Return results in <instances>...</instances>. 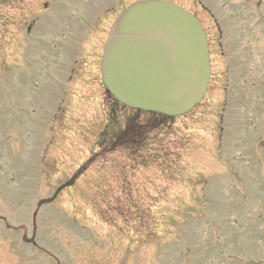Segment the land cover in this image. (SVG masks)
<instances>
[{
	"label": "rangeland",
	"instance_id": "1",
	"mask_svg": "<svg viewBox=\"0 0 264 264\" xmlns=\"http://www.w3.org/2000/svg\"><path fill=\"white\" fill-rule=\"evenodd\" d=\"M134 1L0 0V264H264V46L255 98L235 76L184 115L130 109L99 57ZM169 1L264 45V0Z\"/></svg>",
	"mask_w": 264,
	"mask_h": 264
},
{
	"label": "water",
	"instance_id": "2",
	"mask_svg": "<svg viewBox=\"0 0 264 264\" xmlns=\"http://www.w3.org/2000/svg\"><path fill=\"white\" fill-rule=\"evenodd\" d=\"M100 72L108 93L128 108L183 115L207 89L205 33L193 15L171 1H135L110 28Z\"/></svg>",
	"mask_w": 264,
	"mask_h": 264
},
{
	"label": "flooded vegetation",
	"instance_id": "3",
	"mask_svg": "<svg viewBox=\"0 0 264 264\" xmlns=\"http://www.w3.org/2000/svg\"><path fill=\"white\" fill-rule=\"evenodd\" d=\"M216 32L218 36L214 39L209 35L208 40V49L210 55V82L218 80L222 81L223 84V93L225 95L226 101V92L228 87H233V77H237L239 82L236 84L242 91L246 92L245 94L251 95L255 98L256 92L261 88L260 74H261V64H260V53H261V34L258 31H255L257 34V39L254 37L253 46L250 51L241 52L242 45L238 47V50L234 49L231 46H223L220 43L221 33L219 27L216 25ZM242 38V37H241ZM239 41L240 38H238ZM256 57L258 59L256 60ZM217 61L220 58V62L223 63L221 70H216L214 67V60ZM245 65L247 67H245ZM220 73V74H219ZM259 96V95H258Z\"/></svg>",
	"mask_w": 264,
	"mask_h": 264
},
{
	"label": "trees",
	"instance_id": "4",
	"mask_svg": "<svg viewBox=\"0 0 264 264\" xmlns=\"http://www.w3.org/2000/svg\"><path fill=\"white\" fill-rule=\"evenodd\" d=\"M128 128H129L130 131H133L132 133H134V131L137 129V128L135 129L133 125L129 126Z\"/></svg>",
	"mask_w": 264,
	"mask_h": 264
}]
</instances>
